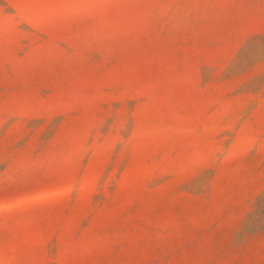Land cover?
I'll list each match as a JSON object with an SVG mask.
<instances>
[{"label": "rangeland", "instance_id": "rangeland-1", "mask_svg": "<svg viewBox=\"0 0 264 264\" xmlns=\"http://www.w3.org/2000/svg\"><path fill=\"white\" fill-rule=\"evenodd\" d=\"M0 264H264V0H0Z\"/></svg>", "mask_w": 264, "mask_h": 264}]
</instances>
